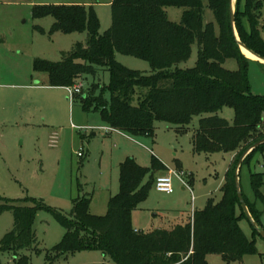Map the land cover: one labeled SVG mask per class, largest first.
<instances>
[{
    "label": "trees",
    "instance_id": "1",
    "mask_svg": "<svg viewBox=\"0 0 264 264\" xmlns=\"http://www.w3.org/2000/svg\"><path fill=\"white\" fill-rule=\"evenodd\" d=\"M263 6L264 0H237L235 20L241 42L264 58L259 26ZM168 7L185 9L180 23L169 20ZM208 7L215 24L204 23L202 0H113L112 26L100 35V21L92 6H37L34 18L54 19L51 34L87 33L89 39L87 45L77 44L63 52L58 63L36 61L35 70L46 73L52 87L64 88L107 69L110 85L94 87L89 97L81 96L83 108L100 113L109 128L131 138L154 139L158 123H167L182 134L194 117L213 115L200 121L193 142L199 154H239L236 165L227 171L222 200H209L205 209L195 211L186 224L171 231L137 232L132 227V214L147 200L156 174L167 168L156 158L151 169L128 158L120 166V191L111 197L104 217L90 213L91 199L87 197L74 200L67 215L44 202L0 199V216L7 211L14 216L13 230L1 241V252L18 253L35 245L36 216L48 211L66 230L62 242L53 249L50 264L91 250L101 252L102 264H209L210 254L221 255L232 264L256 253L254 242L239 225L238 209L246 214L237 193L236 168L242 155L264 139V97L251 91L248 66L252 60L235 40L230 0H209ZM194 45L199 49L196 66L181 69L179 65L190 59ZM117 53L147 60L152 74L124 67L116 61ZM229 59L237 61V71L223 67ZM225 107L235 111L233 123L217 116ZM258 151L264 153V145L244 163ZM252 184L259 191L264 175L253 174ZM247 206L260 226L258 213Z\"/></svg>",
    "mask_w": 264,
    "mask_h": 264
},
{
    "label": "rangeland",
    "instance_id": "2",
    "mask_svg": "<svg viewBox=\"0 0 264 264\" xmlns=\"http://www.w3.org/2000/svg\"><path fill=\"white\" fill-rule=\"evenodd\" d=\"M113 0H0V199L10 202L33 200L44 202L54 210L70 214L73 202L90 198V213L104 217L109 211L112 196L120 191V166L133 158L139 166L151 169L154 159L160 160L173 176V194L159 193L154 187L141 210L132 214L135 231L175 229L184 225L197 210H203L209 200L218 203L223 197V186L229 167H234L238 153L212 154L194 151V134L200 121L213 116L204 114L192 119L188 130L179 134L167 124L156 125L154 139L129 138L112 133L98 112H87L81 96L89 97L92 89L108 87L111 76L107 69L96 76L79 78L83 93L70 98L68 91L52 87L46 73L35 70L38 60L58 63L62 53L77 44L87 45V33H55L50 31L52 17L36 19L37 6L83 5L92 6L100 21V35L112 26ZM204 23H214L209 0H202ZM243 9V6H242ZM185 9L168 7L166 12L173 23H180ZM245 26L246 25L245 22ZM264 38V6L259 24ZM199 49L193 46L192 56L179 65L194 68ZM116 61L124 67L152 74L147 60L117 53ZM223 67L237 71L236 60H227ZM248 80L253 95L264 97V64L253 61L248 66ZM74 84V85H75ZM233 123L235 111L225 107L217 113ZM80 154L82 156H80ZM234 155V156H233ZM233 156V159H232ZM253 174L264 175V153L256 152L241 166L239 179L246 203L258 213L259 229L264 231V186L256 191ZM239 225L256 253L232 264H264V238L246 215L238 209ZM11 211L0 216V247L3 238L13 230ZM36 244L18 253L0 250V264H50L54 248L59 245L65 228L48 211H40L34 224ZM104 257L98 250L82 251L58 258L52 264H102ZM209 264H227L221 255H208Z\"/></svg>",
    "mask_w": 264,
    "mask_h": 264
},
{
    "label": "water",
    "instance_id": "3",
    "mask_svg": "<svg viewBox=\"0 0 264 264\" xmlns=\"http://www.w3.org/2000/svg\"><path fill=\"white\" fill-rule=\"evenodd\" d=\"M236 3L237 0H230V20H231V27H232V31L235 37V40L237 42V45L239 47V49L241 50V52L243 53V49L249 51L252 55H254L258 60H256V62L262 63L264 64V58L255 54L254 52H252L251 50H249L240 40L238 32L236 30V20H235V15H236ZM244 54V53H243ZM264 145V139L259 141L258 143H256L255 145H253L252 147H250L240 158L239 163L237 165L236 168V185H237V193H238V197L240 199L242 208L247 216V218L251 221V223L253 224V226L255 227L256 230L260 231L259 229V225L255 222V220L253 219L247 204L245 203V200L243 198L242 195V191H241V187H240V179H239V174H240V169L241 166L244 164V161L246 160V158L252 154L255 150H257L258 148H260L261 146ZM261 235L264 238V231H260Z\"/></svg>",
    "mask_w": 264,
    "mask_h": 264
},
{
    "label": "built area",
    "instance_id": "4",
    "mask_svg": "<svg viewBox=\"0 0 264 264\" xmlns=\"http://www.w3.org/2000/svg\"><path fill=\"white\" fill-rule=\"evenodd\" d=\"M83 88L84 86L82 83L75 84L74 86H71V87H64V89L68 91L71 99H73L75 96L81 95L83 93ZM80 156L82 155L80 154ZM173 176H176L177 178H179L182 181V183L186 187H188L180 175H178L175 172H170L169 175H162L157 178L156 183H155L156 190L159 193H163V194H168V195L173 194L174 192L173 181H172Z\"/></svg>",
    "mask_w": 264,
    "mask_h": 264
},
{
    "label": "crops",
    "instance_id": "5",
    "mask_svg": "<svg viewBox=\"0 0 264 264\" xmlns=\"http://www.w3.org/2000/svg\"><path fill=\"white\" fill-rule=\"evenodd\" d=\"M81 5V4H80ZM84 6H87V7H89L87 4H83ZM254 60H252V62H253ZM107 128H108V130H110L112 133H117V134H122V135H125V134H123V133H121V132H119V131H116V130H113V129H111V128H109L108 126H107ZM125 136H127V135H125ZM127 137H129V136H127ZM129 138H131V137H129ZM234 156V155H233ZM233 156H232V159H233ZM230 168V167H229ZM229 170V169H228ZM163 175V174H162ZM159 176H161V174L160 175H158V177ZM141 210V207H140V209L138 210V211H140ZM190 218V217H189ZM189 220V219H188ZM188 222V221H187ZM186 222V223H187ZM185 223V224H186Z\"/></svg>",
    "mask_w": 264,
    "mask_h": 264
},
{
    "label": "bare ground",
    "instance_id": "6",
    "mask_svg": "<svg viewBox=\"0 0 264 264\" xmlns=\"http://www.w3.org/2000/svg\"><path fill=\"white\" fill-rule=\"evenodd\" d=\"M243 53L250 60H254V61L258 60L254 55H252L249 51L245 49H243Z\"/></svg>",
    "mask_w": 264,
    "mask_h": 264
}]
</instances>
